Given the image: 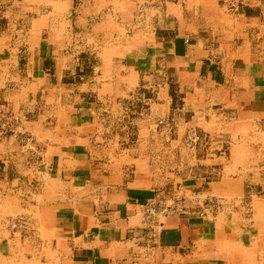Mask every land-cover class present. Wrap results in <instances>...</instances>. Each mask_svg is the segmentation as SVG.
<instances>
[{
    "label": "crops",
    "instance_id": "0c3cea01",
    "mask_svg": "<svg viewBox=\"0 0 264 264\" xmlns=\"http://www.w3.org/2000/svg\"><path fill=\"white\" fill-rule=\"evenodd\" d=\"M170 5H164V19L152 23L158 31L149 43L128 42L112 59L111 52L104 53L95 63L98 79L60 81L64 66L58 64L72 49H50L41 42L28 53L25 69L38 83L42 106L46 99L52 101V112L44 115L38 109L31 120L36 127L24 123L0 139V215L22 219L20 225H6V234L0 229V264L264 261L263 41H254L251 29L243 53L235 46V56H220L218 47L197 34L202 26L190 12L181 6L179 13ZM121 6L123 14L129 12L128 3ZM167 82L181 93L182 109H196L203 118L217 113L239 123L235 138L244 133L247 140L232 146L236 154L237 146L244 148L228 163L234 174L220 173L202 186L182 190L154 189L147 184L153 174L133 169L131 179L113 184L119 179L115 170L109 172L114 164L110 156L123 153L109 150L126 149L108 139L111 129L100 123L103 113L139 84L159 83L151 104L167 106ZM251 135H260L261 141L252 143ZM127 149L140 150V143ZM252 149L257 152L250 158ZM132 159L133 167L138 162L144 166L141 154L132 153ZM178 192L182 209L144 213L143 203Z\"/></svg>",
    "mask_w": 264,
    "mask_h": 264
},
{
    "label": "rangeland",
    "instance_id": "374dc122",
    "mask_svg": "<svg viewBox=\"0 0 264 264\" xmlns=\"http://www.w3.org/2000/svg\"><path fill=\"white\" fill-rule=\"evenodd\" d=\"M122 2L128 3L126 14L121 11ZM171 3L179 13L181 6L190 12L191 20L202 26L197 34H203L206 43L218 47L215 51L220 56L225 54L228 59L232 58L235 46L241 47L236 50L243 53L252 40L251 29L254 30L253 40L264 44V0H0V101L7 102L14 111L5 104L0 108L4 105L7 111L17 113L19 124L16 128L21 129L24 123L26 127H36L37 123L31 120L38 109L42 113L45 110L44 115L51 114L52 101L46 99L42 106L38 83H34L25 69L30 62L28 53L38 43L47 42L50 49L67 52L72 49V53L58 64L64 66L58 74L61 82H83L91 76L98 79L100 72L95 66L103 60L104 53L111 52L108 57L112 59L120 56L119 51L128 42L149 43L158 31L152 23L164 19L167 12L164 5ZM2 65L7 66L3 68ZM139 85L124 93L118 106L114 102L110 111H105L108 115L103 113L100 120L111 129L108 139L126 149L109 150L110 153H123L119 158L110 156L114 164L109 166V172L115 170L119 179L117 183L114 179L113 184L121 185L124 180L131 179L133 169L147 176L153 174V180L147 184L156 185L154 189L182 190L188 185L202 186V181H209L211 177L212 180L220 173L224 177L230 172L234 174L233 166L228 163L239 156V152H244V148L237 146L236 154L232 146L247 140L244 133L235 138L237 121L217 113L203 118L196 109H182V95L170 83L166 86V95L171 99L168 105H152L159 83L157 86L152 83ZM191 114L193 117H189ZM188 130L196 132V142H187ZM13 131L8 130L6 135ZM261 138L255 135L251 141L260 142ZM133 143H140V150H128ZM255 152L252 149L248 156L254 157ZM132 153L141 154L144 166L138 162V166L133 167ZM147 162L152 164L149 166ZM16 217V214L0 215V229L5 233L4 227Z\"/></svg>",
    "mask_w": 264,
    "mask_h": 264
},
{
    "label": "built area",
    "instance_id": "2783aa9c",
    "mask_svg": "<svg viewBox=\"0 0 264 264\" xmlns=\"http://www.w3.org/2000/svg\"><path fill=\"white\" fill-rule=\"evenodd\" d=\"M19 115L17 113L9 112L6 108H4V105L0 108V139L4 137L8 130L15 129L17 125L19 124ZM15 124V125H14ZM197 140L196 132L194 130H190L187 134V142L194 143ZM180 199L176 197L169 198H158V199H152L142 204V208L144 210V213L148 215L154 214L156 211L159 213H165L167 211H172L176 209H182L180 205ZM208 207H205V209ZM16 224H22V219H13L9 226H15ZM259 264H264V261L260 262Z\"/></svg>",
    "mask_w": 264,
    "mask_h": 264
}]
</instances>
